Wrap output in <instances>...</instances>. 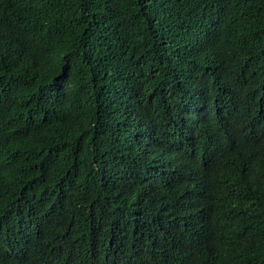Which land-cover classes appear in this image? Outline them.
Instances as JSON below:
<instances>
[{
  "label": "trees",
  "instance_id": "16d2710c",
  "mask_svg": "<svg viewBox=\"0 0 264 264\" xmlns=\"http://www.w3.org/2000/svg\"><path fill=\"white\" fill-rule=\"evenodd\" d=\"M0 264H264V0H0Z\"/></svg>",
  "mask_w": 264,
  "mask_h": 264
}]
</instances>
